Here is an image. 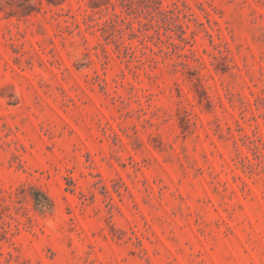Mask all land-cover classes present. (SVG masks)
Masks as SVG:
<instances>
[{"label":"rangeland","instance_id":"obj_1","mask_svg":"<svg viewBox=\"0 0 264 264\" xmlns=\"http://www.w3.org/2000/svg\"><path fill=\"white\" fill-rule=\"evenodd\" d=\"M0 264H264V0H0Z\"/></svg>","mask_w":264,"mask_h":264}]
</instances>
